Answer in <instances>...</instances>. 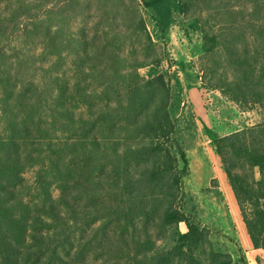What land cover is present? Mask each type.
Wrapping results in <instances>:
<instances>
[{
	"label": "trees",
	"instance_id": "1",
	"mask_svg": "<svg viewBox=\"0 0 264 264\" xmlns=\"http://www.w3.org/2000/svg\"><path fill=\"white\" fill-rule=\"evenodd\" d=\"M141 5L0 0V264H202L206 233L177 206L187 162L172 152L169 85L139 74L162 59ZM202 9L208 88L262 111L213 143L264 252V0ZM181 222L177 244L156 253L157 234Z\"/></svg>",
	"mask_w": 264,
	"mask_h": 264
},
{
	"label": "rangeland",
	"instance_id": "2",
	"mask_svg": "<svg viewBox=\"0 0 264 264\" xmlns=\"http://www.w3.org/2000/svg\"><path fill=\"white\" fill-rule=\"evenodd\" d=\"M183 1L188 3L185 12L180 11L179 0H141L140 7L162 59L159 66L144 67L139 74L146 79L163 75L167 81L168 111L175 126L172 152L176 155L180 148L187 162L177 206L188 223L206 233V241L195 252L202 264H220L227 257L229 264H264V252L254 248L249 240L213 143L214 137H224L261 122L262 111L244 110L208 88L205 46L198 20L203 0ZM33 175L32 169L23 174L30 190ZM23 190L25 193L27 189ZM185 231L186 224L181 222L169 226L165 236L157 234L155 252L174 247L178 235Z\"/></svg>",
	"mask_w": 264,
	"mask_h": 264
}]
</instances>
